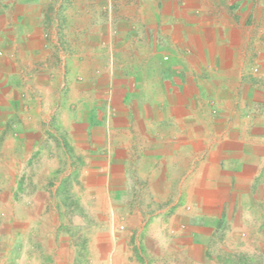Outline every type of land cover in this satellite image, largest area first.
Returning a JSON list of instances; mask_svg holds the SVG:
<instances>
[{"label":"crops","instance_id":"crops-1","mask_svg":"<svg viewBox=\"0 0 264 264\" xmlns=\"http://www.w3.org/2000/svg\"><path fill=\"white\" fill-rule=\"evenodd\" d=\"M53 131L96 260L264 264V0H0V207L56 206Z\"/></svg>","mask_w":264,"mask_h":264},{"label":"rangeland","instance_id":"rangeland-1","mask_svg":"<svg viewBox=\"0 0 264 264\" xmlns=\"http://www.w3.org/2000/svg\"><path fill=\"white\" fill-rule=\"evenodd\" d=\"M62 138L61 132H51V142L56 146L51 143V159L62 161L61 156L65 155L66 162L51 163L48 168L57 172L59 167L60 174L71 172L64 180L51 181L53 186L60 182L52 195L56 206L0 207V264H115L101 261L99 254L96 260L97 255L90 251V212L79 207L81 200L73 196L70 188L73 183H80L73 175L80 164L77 165L70 131L65 132V144ZM73 157L75 161L69 164Z\"/></svg>","mask_w":264,"mask_h":264}]
</instances>
